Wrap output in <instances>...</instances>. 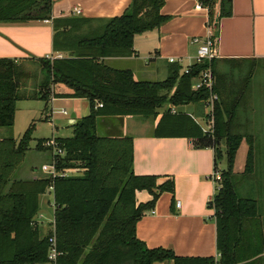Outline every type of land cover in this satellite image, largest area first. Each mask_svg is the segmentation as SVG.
<instances>
[{"label": "trees", "instance_id": "obj_1", "mask_svg": "<svg viewBox=\"0 0 264 264\" xmlns=\"http://www.w3.org/2000/svg\"><path fill=\"white\" fill-rule=\"evenodd\" d=\"M200 1L208 8L206 25L213 28L216 37L219 18L230 13V0ZM162 4L163 0H131L122 14L96 19L95 26L89 25L78 34L75 30L80 29L79 24H90L93 19H53V50L66 55L25 58L41 67V78L35 86L24 83L29 75L20 63L24 59L0 58V128L13 125L18 100H40L45 111L52 97L84 98L89 104L88 114L70 124L71 134L55 138L63 151L54 155L56 168L66 172L65 176L13 178L14 170L30 148L34 123L19 139L0 137V264L51 262V237L58 251L52 264H152L165 260L173 264H214V257L179 256L171 249L149 248L136 236L137 221L162 192L173 191V180L157 183L154 175L133 172L130 135L96 133L99 116L155 118L165 105L154 128L155 136L185 137L194 148H212L214 169L221 155L219 144L226 145V168L220 170L218 188L208 205L214 210L218 264L235 263L243 221L256 215L255 199L238 194L233 173L243 137L248 151L242 175L253 171L252 136L242 135L236 125L242 92L236 87L228 91L218 83L214 58L192 64L188 73L181 72L182 66L173 63L167 77L157 81L136 80L130 69L115 68L105 61L109 57L131 56L135 36L167 21L169 16L160 12ZM51 7L52 0H0V22L51 20ZM70 32L74 34L69 41ZM205 68L212 71V89L217 94L211 131L203 130L191 114L171 111L179 105L208 102L207 88L191 87L193 79ZM57 85L71 92L58 93ZM202 117L207 119L209 115L204 113ZM48 140L38 138L35 149H51ZM50 186L53 221L45 230L35 217L40 207L39 196L47 193ZM138 190L148 191L151 199L138 202Z\"/></svg>", "mask_w": 264, "mask_h": 264}, {"label": "crops", "instance_id": "obj_2", "mask_svg": "<svg viewBox=\"0 0 264 264\" xmlns=\"http://www.w3.org/2000/svg\"><path fill=\"white\" fill-rule=\"evenodd\" d=\"M130 1L52 0L51 20L0 22V58L20 60L57 54L65 56V53L56 52L52 47L53 19L91 18L93 23H97L96 19L122 14ZM196 2L163 0L160 12L168 15V20L157 29L135 36L131 56L109 57L105 61L115 68L130 69L136 80L149 81H156L153 78L158 75L163 77L162 80L166 78L173 63L181 66L193 63L196 45L190 42L191 38H202L207 29V13L195 9ZM74 8L81 12L76 14ZM213 49L218 83L224 87L233 84L242 92L240 110L236 116L238 131L242 135H251L253 141L264 142V0H230V13L218 20ZM170 58L178 61L169 62ZM56 92L68 94L71 90L57 85ZM34 101L42 104L40 100ZM56 103L70 109V115L67 113L66 118L69 123V118L75 121L89 112L88 101L84 98L52 97L46 108L49 122L58 118L65 120L61 115H54ZM201 111L195 107L194 113H205ZM161 113L155 118L99 116L96 121V130L100 128L103 136L132 137V170L136 175H154L157 183L169 178L173 180V191L162 192L153 207L137 221L136 236L149 248L171 249L179 256L216 257L214 210L208 205L215 189L210 178L215 167L214 151L210 147L194 148L185 137L155 136L154 128ZM70 134L68 132L66 136ZM61 135L59 137H63L62 132ZM242 140L245 141V137ZM257 174L264 177V168L259 167ZM42 175L44 173L35 176L30 172L24 179ZM251 182L255 191L260 193L264 190V179L257 177ZM44 195L46 193L39 196V206L47 202L53 211L52 193L48 192L47 199ZM135 198L138 202H146L151 199V194L138 190ZM254 199L256 215L245 219L241 230L239 253L245 254L246 258L238 264H264V197ZM177 200L179 206L175 204ZM152 264L173 262L165 260Z\"/></svg>", "mask_w": 264, "mask_h": 264}, {"label": "rangeland", "instance_id": "obj_3", "mask_svg": "<svg viewBox=\"0 0 264 264\" xmlns=\"http://www.w3.org/2000/svg\"><path fill=\"white\" fill-rule=\"evenodd\" d=\"M97 23H90V24H79L81 27L78 30H75V33L78 34L79 32H84L87 30V28L90 26H95ZM73 32L69 33V37L67 40H71L73 37ZM66 54V53H65ZM22 67L28 72L29 75H27V79L24 81L25 85L31 87L35 86L37 81L41 78L40 73V65L36 62H32L28 59H24L21 62ZM185 64H183L182 67H184ZM257 69H255L256 71ZM262 70V69H261ZM260 70V72H261ZM262 75V74H260ZM256 76V75H255ZM163 77L161 75H158L154 77V80H162ZM226 90L234 89L235 86L228 85L225 87ZM35 99H25V100H18L17 101V109L15 112L14 117V123L10 127H1L0 128V137L2 136H12L14 138L19 139L20 135L23 133V131L30 125V123H34V129L32 131V139L29 142L30 148L26 151L25 156L21 163L16 167V169L13 172V178L19 177L21 179L25 178V175L28 173H32L36 175H40L42 173L41 171V165L42 164H50L51 161V149L49 150H37L35 149V144L38 138H46L51 139L53 137H59L66 136L68 132H71L70 123L67 121V116L62 115L61 110L65 108L67 113L70 115V109L68 107H64L61 103H56L54 105L53 111L54 115L58 114L61 115L65 120L63 119H57L50 121L45 118L46 111L44 109V102H42L41 105H38L35 101ZM37 100V99H36ZM207 102L205 104H193L188 103L185 105H179L176 106L173 110V112H193L191 115L195 118V120L202 126L203 130H207V122L206 119H204L202 115L195 112V107L198 108V110H202L201 112L208 113L209 107L206 106ZM168 106V105H167ZM166 108V105L159 109V112H163ZM57 126V128L55 127ZM209 130V129H208ZM101 129L99 128L96 130V133L98 135H103L101 133ZM52 135V136H51ZM51 136V137H50ZM222 142V141H221ZM219 148L221 150V155L216 159L217 162V168L219 170H223L226 168V156H225V150L226 145L225 143H220ZM248 151V144L242 140L239 148L237 149L236 156L234 159V166H233V173L235 175V183L237 186V192L242 197H249V198H262L264 197V190L262 192H257L252 187L251 180H256L257 177L264 179V177L261 174H257V169L259 167L264 168V142H256L253 141V171L251 173H248L246 175H242L245 161H246V155ZM46 175V174H45ZM42 175V176H45ZM41 176V177H42ZM36 179V178H34ZM257 182V181H256ZM48 192L46 195H44V198H48ZM261 209V206H260ZM38 214H41L42 216L38 218V221H42L41 224L43 227H45V230L49 229V221H51L53 217V211L51 207L46 202L44 206H41L39 209ZM232 240V239H231ZM246 240V239H245ZM242 243V242H241ZM241 243H237L236 249H235V263L238 264L241 262L244 258H246V255H242L239 253V247ZM251 255H255V253H252ZM220 258V252H218V256L214 257V264H218V260ZM47 264H52L51 262Z\"/></svg>", "mask_w": 264, "mask_h": 264}, {"label": "built area", "instance_id": "obj_4", "mask_svg": "<svg viewBox=\"0 0 264 264\" xmlns=\"http://www.w3.org/2000/svg\"><path fill=\"white\" fill-rule=\"evenodd\" d=\"M195 9L197 10H205L206 13L208 12V8L206 6H203L202 2L200 0H197L195 4ZM74 12L76 14H79L81 11L78 8H74ZM207 22V21H206ZM206 33L202 38L199 37H192L191 38V43L196 45V56H195V61L193 63H190L188 65H185L182 67L181 72L183 73H188L190 72V66L194 63L201 62L203 59L210 60L211 58L214 57V44H215V36L213 32V28L210 26L206 25ZM49 59H52L53 57H61L60 54H57L56 56H46ZM178 60H175L173 58L169 59V62H176ZM213 85H214V77L212 74V71L210 68H205L201 70L198 75L193 79L192 82V89L193 90H198L200 88H207L208 91L210 92L208 102H207V107H209V112L207 113L209 117L206 119L207 122V127L209 131H211V128L213 126V104L214 100L217 99V94L213 91ZM101 103H97L96 106L101 107ZM172 112L174 111L173 109L171 110ZM61 113L68 116L67 112L65 109L61 110ZM70 123H73L74 120L72 118H69ZM207 129V130H208ZM48 143L51 147V161L50 164H42L41 165V171L44 173L46 177H51L54 178L57 175L60 176H65L67 173L64 171H58L56 168V159L54 158V155H61L63 153L61 147L59 146V143L55 140V138H51L48 140ZM221 177V172L219 169H213V172L210 175L211 180L215 184V189L218 188V183L220 181ZM214 189V191H215ZM48 192L52 193V187L50 186L48 189ZM176 206H179V201H176ZM52 207H53V202H52ZM39 212V211H38ZM42 215L38 213L36 214V221L40 225L43 223L42 221H38V218L41 217ZM53 221L52 220L49 222L51 224ZM52 226V225H51ZM49 243H50V249L48 253V260L51 261V263L56 259V256L58 255V251L55 248V242L54 238L51 237L49 238Z\"/></svg>", "mask_w": 264, "mask_h": 264}, {"label": "water", "instance_id": "obj_5", "mask_svg": "<svg viewBox=\"0 0 264 264\" xmlns=\"http://www.w3.org/2000/svg\"><path fill=\"white\" fill-rule=\"evenodd\" d=\"M74 115H75L74 113L71 114L72 117H74ZM86 115H87V114H84L83 116H86ZM83 116H82V117H83Z\"/></svg>", "mask_w": 264, "mask_h": 264}]
</instances>
